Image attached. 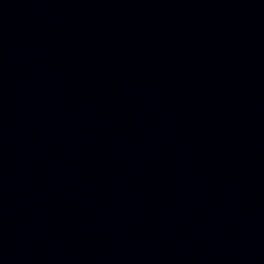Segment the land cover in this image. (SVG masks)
Returning a JSON list of instances; mask_svg holds the SVG:
<instances>
[{"label": "water", "instance_id": "obj_1", "mask_svg": "<svg viewBox=\"0 0 264 264\" xmlns=\"http://www.w3.org/2000/svg\"><path fill=\"white\" fill-rule=\"evenodd\" d=\"M0 264H264V0H0Z\"/></svg>", "mask_w": 264, "mask_h": 264}]
</instances>
